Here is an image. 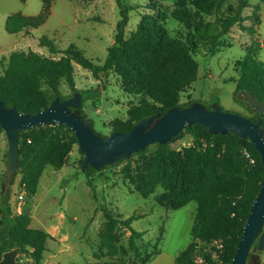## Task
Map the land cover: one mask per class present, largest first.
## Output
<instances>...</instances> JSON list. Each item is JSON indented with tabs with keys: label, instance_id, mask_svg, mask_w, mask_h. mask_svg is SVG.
I'll use <instances>...</instances> for the list:
<instances>
[{
	"label": "rangeland",
	"instance_id": "obj_1",
	"mask_svg": "<svg viewBox=\"0 0 264 264\" xmlns=\"http://www.w3.org/2000/svg\"><path fill=\"white\" fill-rule=\"evenodd\" d=\"M243 1L227 0L235 9ZM122 2L129 15L124 28L126 38L143 26L159 30L167 38L184 39L193 29L182 19L185 10H191L187 17L192 27L197 20L194 9L190 5L181 6L179 0ZM246 2L252 6L243 11L246 15H251L257 4L264 3L263 0ZM49 3L50 11L40 26L9 33L6 30L8 15L14 12L37 15L45 5L42 0H0V59L14 50L30 49L59 57L63 51L73 48L82 51L93 64L103 65L109 48L116 43L117 25L122 19L117 0H50ZM260 10L261 5L259 14ZM44 36L52 41V45L41 42ZM246 36H250L248 27L235 25L223 36L224 45L217 52L209 54L204 48L197 52L198 79L180 93V105L197 100L210 107L215 98H219L224 110L254 117L255 111L249 103L235 101L236 83L230 80L236 75L235 64L245 54L244 48L249 43ZM263 43L264 39L260 41L263 48L258 56L264 61ZM141 54L144 58L132 54V60L139 70L153 73V62L159 59L150 52ZM73 65L76 87L87 90L86 94L91 96L82 107L85 116L92 121L95 131L108 136L115 120L128 118V110L139 103L140 94L125 90L122 76L113 69L96 75L75 60ZM130 72L137 77L134 69ZM60 89L63 95H73L66 82H62ZM66 139L72 141L73 134L68 132ZM201 142L199 150L202 152L213 148L212 142L206 139ZM70 146L61 168L51 164L45 166L35 193L28 194L24 188V175L19 167L10 185L13 212H28L31 226L43 228L51 234L49 251L57 256L46 264H175L180 252L194 241L192 231L199 202L191 200L173 208L169 203V187L177 186L178 169L188 168V148L194 147L193 137L185 132L170 142V150L166 153H159L157 145L151 144L144 152H135L89 173L81 168L85 155L79 143L72 141ZM246 151L249 153L245 154L247 167L263 169L256 148ZM7 154L8 140L0 125V197ZM181 160L186 162L181 165ZM202 179H205L204 174L199 181ZM88 180H91V186ZM187 181L195 185L196 175L189 172ZM232 188L243 195L245 180L240 177L233 182ZM108 215L114 219L111 230ZM131 216L135 217L131 225L143 233L135 239V248L129 245L130 229L122 224ZM1 218L0 213V221ZM198 241L201 246L206 242ZM207 246L215 258L223 252L220 240L207 242ZM9 251H14L18 264L29 259L20 246L6 252ZM252 254L247 264H264V248L254 249Z\"/></svg>",
	"mask_w": 264,
	"mask_h": 264
},
{
	"label": "trees",
	"instance_id": "obj_2",
	"mask_svg": "<svg viewBox=\"0 0 264 264\" xmlns=\"http://www.w3.org/2000/svg\"><path fill=\"white\" fill-rule=\"evenodd\" d=\"M42 2L45 6L37 15H25L22 12L8 15L6 30L9 33H17L27 27L40 26L50 11V0ZM117 2L122 19L117 25L116 43L109 48L103 65L93 64L82 51L73 48L63 51L59 57L31 49L14 50L0 59V99L8 106H16L21 112L36 113L48 106L57 96L62 99L70 97L63 95L60 89L62 82H66L72 94L76 91L82 93L79 109L85 114L82 107L91 96L86 94L87 90L76 87L73 60L92 69L96 75L100 71L113 69L122 76L125 90L140 94L139 103L128 110V118L113 122V130L127 132L140 119L180 105V93L198 79L199 61L195 55L201 48L213 54L223 47V36L229 33L233 26L250 19L252 25L248 32L253 34L254 24L260 22L259 4L254 7L252 15L244 16L243 11L250 6L246 0L241 2L237 9L228 5L227 0H179L181 6L190 5L197 15L196 23L192 27V22L187 17L191 10H185L183 13V21H187L193 28L184 39L167 38L159 30L143 26L134 35L126 38L124 28L129 19L128 9L123 6L122 0ZM41 42L52 45V41L46 36L41 38ZM262 48L260 42L249 40L244 48L245 54L235 64L236 75L230 80L236 83L234 99L239 103H249L245 91H249L255 99L264 103V61L258 56ZM144 51L159 59L158 62H153L154 71L151 74L139 70L131 58L132 54L144 58L141 54ZM130 69H134L137 77H133ZM193 101L195 100L180 106L187 107ZM214 101L220 104L219 98ZM250 107L255 111L254 117L250 119L255 121L258 108L252 105ZM68 132L73 134L72 141L78 142L75 133L64 124L39 125L20 132L18 167L23 172V185L28 194L35 193L39 177L46 165L61 168L65 163L72 142L66 139ZM185 132L193 137L194 147L188 148V168L178 169L177 186L169 187V203L171 207L179 208L191 200H197L199 208L192 231L194 241L180 252L175 264H230L251 205L261 188L264 167H247L245 150L255 149L249 139L234 133L212 134L201 123L186 125L178 136L166 144L155 143L157 151L168 152L170 142ZM202 139L212 142L213 148L204 152L199 150ZM185 162L181 160V165ZM96 170L91 165L85 169L87 173ZM18 172L15 173L11 184ZM189 172L196 175L195 185L187 181ZM202 174L205 179L199 181ZM240 177L245 180L243 195L232 188L233 182ZM88 183L91 186V180H88ZM2 185L0 261L6 251L20 246L29 258L21 264H42L51 234L43 228L31 226V216L28 212L14 213L10 204V188L4 192L5 183ZM107 218L111 230L114 227V219L110 215ZM134 219L135 217L131 216L122 222L131 231V248L136 247L135 239L143 235L131 225ZM198 240L206 242L201 246ZM214 240L222 241L223 252L219 258L213 257L207 249V242ZM256 248L257 241L252 246L248 259ZM199 258L202 261H199Z\"/></svg>",
	"mask_w": 264,
	"mask_h": 264
},
{
	"label": "water",
	"instance_id": "obj_3",
	"mask_svg": "<svg viewBox=\"0 0 264 264\" xmlns=\"http://www.w3.org/2000/svg\"><path fill=\"white\" fill-rule=\"evenodd\" d=\"M245 97L250 105L257 106L256 120L241 114L226 111L214 102L210 107L200 101L189 106L180 105L166 112H157L137 121L127 132L113 130L108 136L96 132L93 123L79 109L82 93L76 91L72 96L62 99L57 96L45 108L36 113L21 112L16 106H8L0 99V125L8 140L7 168L3 174L4 192L18 169L20 132L39 125L64 124L75 133L84 159L81 165L84 171L88 165L96 169L111 165L133 153L145 150L149 145L166 144L181 130L195 123L203 124L212 134L234 133L249 139L261 156L264 166V103L255 99L249 91ZM257 241L258 250L264 248V178L258 195L253 201L243 233L237 244L230 264H247L252 246ZM253 255V254H251ZM0 264H18L14 251L6 252Z\"/></svg>",
	"mask_w": 264,
	"mask_h": 264
},
{
	"label": "crops",
	"instance_id": "obj_4",
	"mask_svg": "<svg viewBox=\"0 0 264 264\" xmlns=\"http://www.w3.org/2000/svg\"><path fill=\"white\" fill-rule=\"evenodd\" d=\"M259 4L261 5L260 22H259V25L258 24L257 25H254V33L253 34H250L248 32L250 36H248V37L246 36L245 37L247 39V41L254 39L257 42H260V41H262L264 39V3H262V4L259 3ZM249 7L252 8V6H248L247 8H249ZM247 8H245V10ZM253 10H254V7H253ZM253 10H252V13H253ZM244 16L245 17H248V16H250V14H248V15L244 14ZM242 24L244 26H247L249 28L252 25V21L250 19H248V20H245ZM49 247H50V245L48 243V249L46 250V255H45V258H44V261H43L42 264H46L48 260H51V259H53V258H55L57 256L56 255L57 253L55 254V253H52V252L49 251Z\"/></svg>",
	"mask_w": 264,
	"mask_h": 264
},
{
	"label": "built area",
	"instance_id": "obj_5",
	"mask_svg": "<svg viewBox=\"0 0 264 264\" xmlns=\"http://www.w3.org/2000/svg\"><path fill=\"white\" fill-rule=\"evenodd\" d=\"M245 154H246V155H249L248 151L245 150ZM21 197H22V195H21Z\"/></svg>",
	"mask_w": 264,
	"mask_h": 264
}]
</instances>
